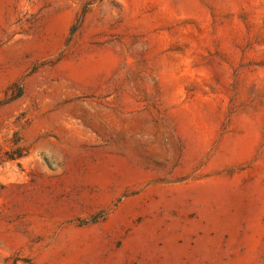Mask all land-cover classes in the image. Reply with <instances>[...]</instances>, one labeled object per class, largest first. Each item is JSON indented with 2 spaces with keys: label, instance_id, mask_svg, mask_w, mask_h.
Here are the masks:
<instances>
[{
  "label": "rangeland",
  "instance_id": "1",
  "mask_svg": "<svg viewBox=\"0 0 264 264\" xmlns=\"http://www.w3.org/2000/svg\"><path fill=\"white\" fill-rule=\"evenodd\" d=\"M0 264H264V0H0Z\"/></svg>",
  "mask_w": 264,
  "mask_h": 264
},
{
  "label": "trees",
  "instance_id": "2",
  "mask_svg": "<svg viewBox=\"0 0 264 264\" xmlns=\"http://www.w3.org/2000/svg\"><path fill=\"white\" fill-rule=\"evenodd\" d=\"M22 156H21V154H19V155H17L16 157H15V159L16 158H21ZM11 160H13V159H11Z\"/></svg>",
  "mask_w": 264,
  "mask_h": 264
}]
</instances>
